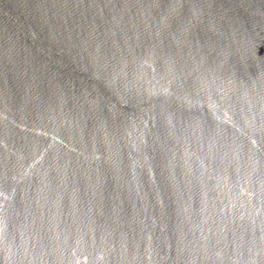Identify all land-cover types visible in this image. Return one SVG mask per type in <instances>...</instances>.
I'll return each mask as SVG.
<instances>
[{"label":"water","instance_id":"obj_1","mask_svg":"<svg viewBox=\"0 0 264 264\" xmlns=\"http://www.w3.org/2000/svg\"><path fill=\"white\" fill-rule=\"evenodd\" d=\"M0 264H264V0H0Z\"/></svg>","mask_w":264,"mask_h":264}]
</instances>
